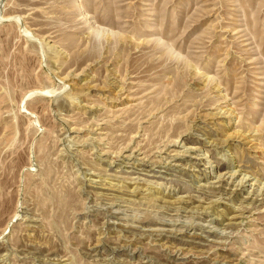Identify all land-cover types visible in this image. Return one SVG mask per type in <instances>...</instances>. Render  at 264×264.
I'll return each instance as SVG.
<instances>
[{"label": "rangeland", "instance_id": "obj_1", "mask_svg": "<svg viewBox=\"0 0 264 264\" xmlns=\"http://www.w3.org/2000/svg\"><path fill=\"white\" fill-rule=\"evenodd\" d=\"M2 2L0 264H264V0Z\"/></svg>", "mask_w": 264, "mask_h": 264}, {"label": "bare ground", "instance_id": "obj_2", "mask_svg": "<svg viewBox=\"0 0 264 264\" xmlns=\"http://www.w3.org/2000/svg\"><path fill=\"white\" fill-rule=\"evenodd\" d=\"M3 2H4V1H3ZM3 2H2V0H0V6H1V4H2ZM4 19H5V17H4L3 15L0 14V22H1L2 20H4ZM17 21L20 22L21 19L18 18ZM24 33H26V34L28 35V37H29V35L31 34V32H30L29 30H27V29H24ZM240 135H241V134H240ZM242 140H243V139H242ZM246 140H247V139H246ZM244 141H245V140H244ZM249 178H250V177H249ZM249 178H248V177H247V178L244 177V178H243V181H247V182H248L249 180H251V179H249ZM248 184H249V183H248Z\"/></svg>", "mask_w": 264, "mask_h": 264}]
</instances>
